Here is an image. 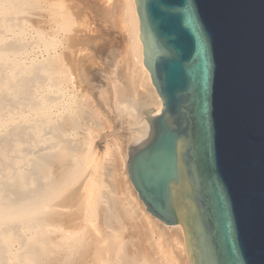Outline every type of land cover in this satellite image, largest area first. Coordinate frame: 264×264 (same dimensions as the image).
Segmentation results:
<instances>
[{
	"label": "bare ground",
	"instance_id": "6f19581e",
	"mask_svg": "<svg viewBox=\"0 0 264 264\" xmlns=\"http://www.w3.org/2000/svg\"><path fill=\"white\" fill-rule=\"evenodd\" d=\"M59 2L46 1L44 21V14L40 19L32 11L41 7L40 0H0V264H174V259L189 264L181 225H166L147 212L127 174L129 149L147 138V117L162 108L143 64L135 1L127 0L126 31L128 56L131 45L137 62L128 57L120 70L124 58L117 57L119 64L103 75L106 91L101 88L98 95L119 125L134 126L124 146L107 143L102 154L111 163L120 160L122 178L115 176V166L100 173L90 154V126L103 129L107 119H99L102 114L88 97L75 102L78 78L67 77L56 62L53 26L71 19ZM72 49L74 55L78 48ZM63 83L69 87L62 89ZM80 129L86 132L81 139ZM175 237L183 246L173 255L159 241Z\"/></svg>",
	"mask_w": 264,
	"mask_h": 264
},
{
	"label": "water",
	"instance_id": "95a60500",
	"mask_svg": "<svg viewBox=\"0 0 264 264\" xmlns=\"http://www.w3.org/2000/svg\"><path fill=\"white\" fill-rule=\"evenodd\" d=\"M134 1L162 108L128 178L189 264H264V0Z\"/></svg>",
	"mask_w": 264,
	"mask_h": 264
},
{
	"label": "rangeland",
	"instance_id": "374dc122",
	"mask_svg": "<svg viewBox=\"0 0 264 264\" xmlns=\"http://www.w3.org/2000/svg\"><path fill=\"white\" fill-rule=\"evenodd\" d=\"M46 1L47 0H42V1L40 0L39 5H41L42 8L40 6H38V4L37 5L35 4L37 7L36 9H33L35 7H32V11H33V13L35 12L34 13L35 15L37 14L36 15L37 18L42 17V15L44 14L43 18H42V20H44V21H45L44 17L46 18L47 21L49 20V18L47 16L48 15L47 11L46 10L44 11V8H43V6L46 5ZM57 1H60L59 3L63 4L66 11L68 12V15L71 16V19H68L69 21L71 20V22L68 21V23H65V22L60 23V21H59V23H58L59 25L53 26V30L56 29V31L58 33V34L57 33L56 34L58 36L53 33L55 30L54 31L52 30L53 32L51 31L55 37V40H56L55 42L57 44L55 47V51L59 54H62L65 57V58H63L61 55L59 56V54H58V56H56L58 58L56 62L58 65H61V66L63 65L62 66L63 68L65 67L67 77L69 76V77L74 78V76H75V78H78V80L80 81L79 83L82 87L79 86V90H78V85H79L78 80L76 83V84H78L76 89L79 92L77 90H74V92H73L74 95H77V96H74L75 102L80 103L83 98L88 97V101H90V104L93 105L94 108L96 107L101 112L102 115L99 119L101 121H103V119H102L103 117L107 119V121H105L106 123H105V125H104L105 127L103 129L96 128V126H94L95 125L94 123L92 125L93 127L90 126L91 136H89L90 137L89 141L92 142L91 148L93 149V150L91 149L90 154L93 157L96 156L93 159L97 160V162H95V163H96V165H98V167H100V168H98L100 173H101V170L103 171L105 166H107L105 168L106 170H109L110 166H111L110 169L112 170V169H114L112 167L115 166L116 170H114V171L115 172L120 171L119 173L117 172V174L115 173L116 174L115 176L118 178L119 177L122 178L123 172H124V171H122V170H124V169H122V167L124 168V165L121 164L120 160H119L120 164L118 162L119 166H117L118 164H115L114 162H112L113 163L112 164L110 162L111 157L110 158L108 157L109 159H106V158L103 159L104 157L102 154H103V151H104L107 143H110V144L113 143L112 147L114 149L116 148L117 145L120 147L124 146V144L126 143V141H125L126 134H128V131L134 129V126L131 127V125L125 124L124 122H121V125H119L118 124V118L119 117H115V115L108 114V112L105 110V108L104 109L102 108L100 101H99V98H98V95H99V92H101L100 91L101 88H103V91H104V85H105L104 84L105 83L104 76H106L105 72H107V71L110 72L112 70V67L114 68V65H117V63L120 61L117 59V57L121 60H122L121 56H123V58H124L123 59L124 62H122L123 60L120 61V64L123 63V64H121L120 70H124L125 60H126V58L129 57L128 52H127V48H128L127 31L128 30L126 31V29H127L126 18H127V12H128L127 0H64V1L63 0H57ZM33 13L31 14L32 16H33ZM39 13H41V16ZM35 15H34V18H35ZM38 16H40V17H38ZM70 16H69V18H70ZM36 19H34L35 22H38V21H36ZM44 21H42L41 23H43V24L40 23V25L41 26L43 25L44 27L43 26L42 27L45 28V30H46L50 26L48 25L47 22H44ZM35 22H33V23H35ZM67 24L68 25L70 24L71 26H68ZM65 27L66 28L68 27V28L66 29ZM58 28H60L59 30H61V31H59ZM63 28H65V29H63ZM70 28L72 29V31L70 30ZM50 30H47V35L51 34ZM62 30H63L64 34L62 33ZM69 32H71V33H69ZM58 39L60 40V42ZM70 40L71 41L74 40V41L71 42ZM68 42L71 43V47L68 45V44H70ZM78 42H80V43H78ZM72 43L73 44L75 43L76 45L78 43V45L77 46L72 45ZM73 46H75L74 49H72ZM104 47H106L108 49L104 50ZM77 48H78V50L75 51L76 53L74 52V55H72L73 54L72 52L69 53V51H68L69 49H70V51H71V49H72V51H74ZM101 48H102V51H100ZM113 48H115V49H113ZM125 48H126V50H125ZM58 51H60V52H58ZM130 51H131V54L129 57L130 61H132L133 63H136L137 58L135 56L134 51H132L131 45H130ZM114 52L116 54V55H114V56H116V58L112 55V54H114ZM67 53H69V56L67 55ZM75 55H76V57H74ZM118 55H120V56H118ZM71 56H73V57H71ZM112 57L115 58V60H112ZM59 58L61 60H59ZM110 58L113 61V63H112L113 65L110 64V61H111ZM64 59H65V61H64ZM62 62H63V64H62ZM74 81H75V79H74ZM67 84H69V83H66V86H65V84L63 83L62 84L63 86L61 85V88L65 89L66 87H69V85L67 86ZM88 85L91 87H89ZM95 86L96 87L98 86L99 88L98 87L96 88ZM76 91L78 93H76ZM68 96L69 95L67 94L66 98L69 99V101H70L69 105H72L73 103L76 104L75 102L72 101L73 98L71 99V97H70L71 95L69 97ZM83 96H85V97H83ZM81 97H83V98H81ZM71 102H73V103H71ZM74 104L72 106H75ZM142 108H145V106ZM80 131H82V132L78 131L79 137H77L79 139H81L80 133H82L83 135L86 133L82 129H80ZM92 154H95V156ZM117 155H119V153H117ZM104 164H106V165H104ZM103 165H104V167H103ZM92 167H93V164H91V166L89 165L87 168V171L91 170ZM102 177H104L105 179H108V177H106L104 175ZM183 236H184V234H183ZM159 242H160V245L164 246V249H168L169 252L170 253L172 252L173 255H176L177 253H179V251H181V247L183 246L179 237H175V239H172L169 242H165L164 239L160 238ZM184 246H185V240H184ZM173 262H174V264H180L179 262H181V260L179 259V261L178 260L175 261V259H174Z\"/></svg>",
	"mask_w": 264,
	"mask_h": 264
}]
</instances>
